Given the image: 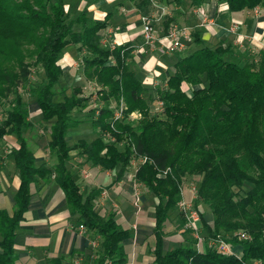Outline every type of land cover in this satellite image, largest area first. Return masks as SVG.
<instances>
[{"label": "trees", "instance_id": "obj_1", "mask_svg": "<svg viewBox=\"0 0 264 264\" xmlns=\"http://www.w3.org/2000/svg\"><path fill=\"white\" fill-rule=\"evenodd\" d=\"M129 1L144 15L152 5L151 0ZM190 1L199 5L205 0ZM224 1L231 13L264 5V0ZM185 2L169 0L177 6ZM170 23L167 18L166 30ZM107 27V20L95 21L86 13L72 18L65 0H0V106L13 96L0 126V143L7 135L17 138L19 148L11 156L21 179L13 217L0 211V264L16 262V231L30 205L31 185L51 179L64 192L71 216L101 238L95 264L128 263L124 242L132 233L115 220V213L105 217L95 210L101 190L84 196L67 167L74 150L94 167L117 170L114 182L124 177L133 160L148 159L134 177L158 199L153 264H264V54L258 62L240 63L229 58L232 46L213 48L196 36L194 42L201 47L189 55L179 52L173 72L155 88L154 97L130 68L134 47L102 44ZM69 45L78 47L83 75L96 84L98 100L106 105L93 121L99 136L90 142L80 139L73 147L68 132L81 124L74 113L86 109L88 101L80 86L62 101L56 100L64 74L59 62ZM33 67L43 72L40 83L30 79ZM25 85L43 122L52 124L46 150L54 161L51 166L37 163L25 136L33 127L20 92ZM184 85L190 87V94ZM158 102H163L161 112H156ZM121 104L123 118L116 120ZM135 112L141 117L131 121ZM107 138L113 141L106 142ZM187 176L199 177L195 205L203 204L210 211L209 219L200 213L205 236L222 237L239 257L210 248L200 252L189 239L164 251L166 224L183 198ZM246 184L250 188L243 196L235 192ZM185 223L183 218L182 226ZM239 231L250 234L251 240L240 241L235 235Z\"/></svg>", "mask_w": 264, "mask_h": 264}, {"label": "crops", "instance_id": "obj_2", "mask_svg": "<svg viewBox=\"0 0 264 264\" xmlns=\"http://www.w3.org/2000/svg\"><path fill=\"white\" fill-rule=\"evenodd\" d=\"M151 1L147 15L129 0H65V9L72 18L86 13L88 18L95 21L107 20L108 27L104 31L102 44L111 48L127 44L134 47L129 60L130 68L154 97L155 88L165 83L179 57V52L169 50L172 42L168 35L174 27L185 28L190 36V40L185 43L186 49L181 52L186 55L201 47L194 42L196 36L213 48L219 45L232 46L233 52L229 58L240 63L248 59L258 62L264 54V5L231 13L224 0H205L199 5L186 0L182 6L171 4L164 19L160 13L162 9H158L164 4L158 0ZM146 16L150 18L156 32L157 40L153 48L145 40L143 17ZM167 18L171 19L168 30L164 26ZM77 49L75 45L65 49L59 62L64 72L71 71L80 59ZM82 80L98 89L84 75ZM28 143L37 163L45 162L51 166L46 160L47 151L33 148L29 140ZM18 148L19 142L15 136L7 135L0 143V211L10 217L16 211V195L21 186L20 174L11 156V152ZM77 153L76 150L72 151L67 167L84 196L92 190H101L102 193L94 201L95 210L105 217L115 213V220L132 233V237L124 242L128 254L127 264H153L155 207L158 199L156 202L154 196L139 183L143 188L140 209L136 207L137 181L134 176L137 168L134 167V172L129 167L124 177L117 182H114L117 170L106 171L94 166L88 169L90 176L86 177V169L79 163L83 158ZM183 193L189 198L187 188ZM31 194L28 210L16 231L15 264H95L101 244L95 248L94 240L100 237L86 228L80 229L77 217L71 216L65 194L55 180L35 182L31 185ZM166 230L165 252L185 243L182 236L176 233V228L168 229L166 224Z\"/></svg>", "mask_w": 264, "mask_h": 264}, {"label": "rangeland", "instance_id": "obj_3", "mask_svg": "<svg viewBox=\"0 0 264 264\" xmlns=\"http://www.w3.org/2000/svg\"><path fill=\"white\" fill-rule=\"evenodd\" d=\"M159 2L163 3V6H158V9L160 10L162 18L167 17V12L169 6L171 5L168 0H158ZM154 7V6H152ZM167 10V11H166ZM32 82H41L44 79L43 72L40 68L33 67L32 68V75L30 77ZM83 79V64L80 59L77 60L75 66L71 71L64 72L60 84L56 89L57 101H62L63 97L65 95L70 96L72 90L77 86H82L83 89V97L86 98L88 101L86 109H79L74 113V118L76 120H79L81 124L77 127H74L68 132L67 140L71 147H73L80 139H84L86 141H92L97 136H99V133L97 132V129L93 126V121L98 117L99 111L101 108L105 107V103L98 100L97 96V89L95 86H90L87 82L85 83ZM184 90L187 91L190 94V87L187 85L183 86ZM20 92L24 98V101L28 104L30 112H31V121L33 122V127L26 131L25 136L28 138V140L32 143L33 148H41L43 150H47L48 142L50 141V128L51 123L43 122L42 117L40 116L38 107L35 104L34 97L31 95L30 90L27 85L20 87ZM13 100V96L8 99L6 102H4L3 105L0 106V126L2 122L5 119L7 110L11 107V101ZM116 104L113 103L112 108H114ZM158 112V110H156ZM106 142H112L113 140L105 139ZM78 154V153H77ZM78 156H81L78 154ZM83 161H80V166L82 165L85 170V176L89 177L90 172L89 168L93 169L94 167L86 161V158L81 156ZM74 158V157H73ZM47 162H49L51 165L54 163L53 159L51 158L50 154L46 157ZM132 171L134 170V166H130ZM135 172V170H134ZM134 179V178H133ZM199 186V177H185L183 182V188L182 191L187 188L189 190V198L184 195L182 202L186 203L188 206L196 210L199 214L203 213L205 216L207 215V218L210 217V211L207 207H205L203 204H199L198 206L195 205L196 200V192ZM143 187L139 185V183H136L135 191L136 194L139 196H142V189ZM249 185H244L242 189L235 188V192H237L240 196H243L245 192L249 190ZM156 202L157 199L154 197ZM185 218V214L181 211L180 207L178 206L176 212H172L169 221L167 222V228H176V233L180 234L186 243V239L191 240L192 242L195 241L194 236L190 233L188 234L185 232V226H182V220ZM174 232V231H173ZM202 235L205 237V231H203ZM207 239V238H206ZM205 239V245L207 243ZM96 243L95 248L98 247V244H101V239L97 238L94 240ZM239 254V253H238ZM250 264H260L259 262H251Z\"/></svg>", "mask_w": 264, "mask_h": 264}, {"label": "built area", "instance_id": "obj_4", "mask_svg": "<svg viewBox=\"0 0 264 264\" xmlns=\"http://www.w3.org/2000/svg\"><path fill=\"white\" fill-rule=\"evenodd\" d=\"M153 6H155V3H153ZM163 10V9H162ZM204 18L206 19L207 16L205 13L202 14ZM144 21V35L146 44H148L150 47H154V44L157 40V37L155 35V30L153 27V24L149 17H143ZM168 38L171 40L172 44L169 48L170 52H183L186 49V42L190 40V36L187 33V30L185 28H179L174 27L170 34L168 35ZM157 109L159 112L163 110V102H158ZM125 110L124 104H121L120 108L116 110L115 118L116 120L123 118V111ZM141 115L138 112L132 113L130 115V120L135 121L140 119ZM148 159L145 157H141L137 160H133L132 164L135 168H138L140 164L146 163ZM166 174V172H165ZM164 176V174H162ZM183 195V191H182ZM197 196V192H196ZM135 205L138 209H140V196L138 194L135 195ZM179 207L181 211L185 214V229L188 230L195 239V248L203 252L206 248L214 249L218 251L220 254L226 255V256H237L239 257L238 252L235 250V248L225 241L222 237L217 236L215 238L212 237H204L202 235L203 229L201 224V218L200 214L188 206L186 203L181 202L179 203ZM81 230H84V226H80ZM237 238L240 241H248L251 240L250 234H248L245 231H239L235 234ZM207 238V239H206ZM205 239L207 241L205 245Z\"/></svg>", "mask_w": 264, "mask_h": 264}]
</instances>
